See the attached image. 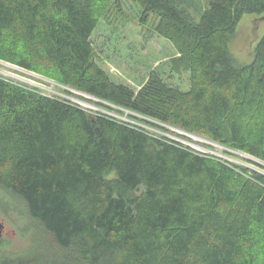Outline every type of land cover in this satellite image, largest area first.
Here are the masks:
<instances>
[{
  "label": "trees",
  "instance_id": "trees-1",
  "mask_svg": "<svg viewBox=\"0 0 264 264\" xmlns=\"http://www.w3.org/2000/svg\"><path fill=\"white\" fill-rule=\"evenodd\" d=\"M122 0H0V60L264 162V35L237 65L228 43L264 0H129L178 54L181 90L153 73L138 90L93 59L99 17ZM67 93L72 94L67 90ZM113 173L114 177H109ZM0 189L58 264H264V176L60 97L0 78ZM34 232V231H32ZM48 250L46 251V253Z\"/></svg>",
  "mask_w": 264,
  "mask_h": 264
},
{
  "label": "rangeland",
  "instance_id": "rangeland-1",
  "mask_svg": "<svg viewBox=\"0 0 264 264\" xmlns=\"http://www.w3.org/2000/svg\"><path fill=\"white\" fill-rule=\"evenodd\" d=\"M201 10L206 0H189ZM141 8L129 1L122 0L118 5L111 4L97 22L90 37L92 55L97 65L117 84H123L138 91L153 73L166 83L181 90L188 88V74L177 73L174 69L179 54L174 44L156 32L157 17L150 14L142 20ZM264 35V13L259 15L244 14L228 43V51L237 65L249 64L254 57L255 48ZM0 78L38 90L40 93L67 99L80 105L90 115L98 113L113 117L143 130L152 137L172 140L202 155H212L250 172L264 176V162L256 157L238 150L223 147L194 134L167 127L165 129L150 126L140 119L130 116L126 110L114 111L108 105L92 96L71 90L57 83L50 70L24 69L13 63L0 60ZM67 90L72 94L67 93ZM109 177H114L113 173ZM0 221L7 231L13 230L12 249L21 245H36L34 224L27 218L24 207L19 200L0 189ZM17 228V229H16ZM23 236L21 237L20 234ZM34 231V232H32ZM27 232L25 235L24 233ZM44 251H54L48 237H42ZM27 247V248H28ZM28 251V250H27ZM185 264H198L194 253Z\"/></svg>",
  "mask_w": 264,
  "mask_h": 264
},
{
  "label": "flooded vegetation",
  "instance_id": "flooded-vegetation-1",
  "mask_svg": "<svg viewBox=\"0 0 264 264\" xmlns=\"http://www.w3.org/2000/svg\"><path fill=\"white\" fill-rule=\"evenodd\" d=\"M23 232L20 234L21 237ZM14 233L13 230L8 232L4 222L0 221V264H58L50 258V254L44 251L43 246L21 245L19 249H12L11 242ZM26 233L24 234L27 235Z\"/></svg>",
  "mask_w": 264,
  "mask_h": 264
}]
</instances>
